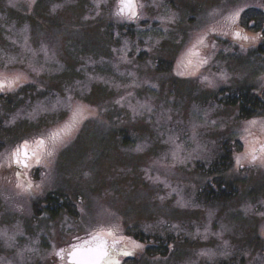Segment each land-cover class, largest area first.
Returning <instances> with one entry per match:
<instances>
[{"label": "rangeland", "instance_id": "374dc122", "mask_svg": "<svg viewBox=\"0 0 264 264\" xmlns=\"http://www.w3.org/2000/svg\"><path fill=\"white\" fill-rule=\"evenodd\" d=\"M121 7L0 0V160L70 126L42 173L0 172V264H68L56 252L69 241L109 232L122 264H264V111L243 119L221 101L264 96V0ZM226 144L238 194L208 202Z\"/></svg>", "mask_w": 264, "mask_h": 264}, {"label": "flooded vegetation", "instance_id": "af4514ba", "mask_svg": "<svg viewBox=\"0 0 264 264\" xmlns=\"http://www.w3.org/2000/svg\"><path fill=\"white\" fill-rule=\"evenodd\" d=\"M69 127L70 126L68 125L67 127L51 130L45 135H36L32 136L31 138L24 137L20 139L16 146L8 152L4 161L0 160V172L8 169L10 170L9 174L16 178L21 176L31 177V174L34 175L42 173L45 168L42 165L43 162L49 159L51 156L56 157L58 155L55 154L58 144L61 138L63 139L69 134ZM25 142H27L26 149L23 147ZM18 148L21 149L19 159L23 161V163L19 164L15 162L16 157L14 156V153ZM1 151L2 150H0V153ZM25 152L27 155H24ZM25 163L27 164V167L24 166ZM109 233H111V235ZM109 233L103 235H93L92 237L85 239L80 238L71 240L63 248L58 250L56 254H62L61 259L64 261V263H68V254L73 248L79 246H88L90 244L96 243L98 240H105L107 242L108 251L110 254L106 260H110L109 264H113L114 261H119V264H122L121 260H118L114 257V255L117 254L119 242L122 237L118 238L119 236H116L114 232Z\"/></svg>", "mask_w": 264, "mask_h": 264}, {"label": "trees", "instance_id": "16d2710c", "mask_svg": "<svg viewBox=\"0 0 264 264\" xmlns=\"http://www.w3.org/2000/svg\"><path fill=\"white\" fill-rule=\"evenodd\" d=\"M109 26V29L113 28L112 24ZM257 48L258 54H260V52L264 53V43L263 46L261 45ZM221 101L223 105L236 107L239 117L243 119H249L257 112L264 111V96L255 93L252 86L234 89L225 98H222ZM227 146L230 145L226 144V146H224L225 150L228 149ZM230 147L233 148V146ZM229 164L230 157L227 150L224 155L217 161L211 163L210 167H208V174L213 177L211 180H208V183L201 190V195H203L208 202L227 201L237 196L238 189L235 182H230L225 177ZM46 203L47 210L53 216L58 215L62 210L63 204L60 203L57 197L49 195ZM141 236L143 235L141 234Z\"/></svg>", "mask_w": 264, "mask_h": 264}, {"label": "water", "instance_id": "95a60500", "mask_svg": "<svg viewBox=\"0 0 264 264\" xmlns=\"http://www.w3.org/2000/svg\"><path fill=\"white\" fill-rule=\"evenodd\" d=\"M101 246L107 248V256L101 255L99 251ZM73 253L75 254L73 255ZM109 256L107 242L105 240H98L96 243L88 246L73 248L68 254L67 261L70 264H103Z\"/></svg>", "mask_w": 264, "mask_h": 264}, {"label": "snow or ice", "instance_id": "6c2138e0", "mask_svg": "<svg viewBox=\"0 0 264 264\" xmlns=\"http://www.w3.org/2000/svg\"><path fill=\"white\" fill-rule=\"evenodd\" d=\"M121 4H122V7L120 8V11L121 12H125V11L129 12L130 13V18H134L137 15V11H136V9H137V0H121ZM238 16H239V11H237L236 13H234L232 19L235 20L236 18H238ZM235 35L237 37H239L240 36V33L237 32V33H235ZM243 38L245 40L249 39V37H247V36H244ZM18 78L19 77H17V79ZM14 83H15V80L10 81V82H7V86L11 87V85L14 84ZM4 86H5V82L4 81H0V88H3ZM252 123H255V121H253ZM23 147L25 149L27 148V142H25V144H24ZM20 154H21V149L18 148L16 150V152L14 153V156L16 157L15 162L18 163V164L19 163H23V161H21L19 159ZM24 155H27V153L25 152ZM253 159H255L254 156H253ZM238 163H239V160H238ZM24 166L27 167V164L25 163ZM109 234L111 235V233H109ZM99 251H100L101 255L107 256V248L105 246H101L100 249H99ZM74 254L75 253H73V255ZM124 255H129V253H124ZM113 264H119V261H114Z\"/></svg>", "mask_w": 264, "mask_h": 264}]
</instances>
